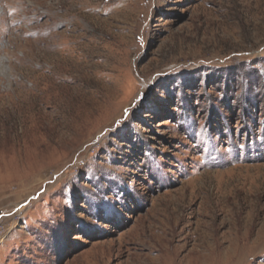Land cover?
I'll return each instance as SVG.
<instances>
[{
  "label": "rangeland",
  "instance_id": "obj_1",
  "mask_svg": "<svg viewBox=\"0 0 264 264\" xmlns=\"http://www.w3.org/2000/svg\"><path fill=\"white\" fill-rule=\"evenodd\" d=\"M0 264H264V0H0Z\"/></svg>",
  "mask_w": 264,
  "mask_h": 264
}]
</instances>
